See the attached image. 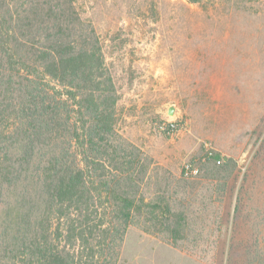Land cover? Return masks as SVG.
I'll use <instances>...</instances> for the list:
<instances>
[{"label": "trees", "instance_id": "16d2710c", "mask_svg": "<svg viewBox=\"0 0 264 264\" xmlns=\"http://www.w3.org/2000/svg\"><path fill=\"white\" fill-rule=\"evenodd\" d=\"M118 100L72 0H0V264H116L132 224L175 247H204L216 184L167 178L146 199L137 148L117 129ZM217 166L203 177L235 164ZM245 185H222L232 232ZM223 239L225 264H264L259 239L239 252L233 233Z\"/></svg>", "mask_w": 264, "mask_h": 264}, {"label": "rangeland", "instance_id": "374dc122", "mask_svg": "<svg viewBox=\"0 0 264 264\" xmlns=\"http://www.w3.org/2000/svg\"><path fill=\"white\" fill-rule=\"evenodd\" d=\"M72 4L83 24L93 27L113 77L117 129L137 148L141 193L149 199L167 178L170 184L218 189L215 223L204 231L211 235L203 248L175 247L162 234L132 224L116 264H225L223 238L229 232L234 252L254 247L255 238L264 249V0ZM204 142L222 157L220 165L234 162L233 171L203 177L219 169L205 156ZM187 160L200 166L201 176L181 177ZM223 184H247L233 232V204L230 212H220ZM218 220L226 226L217 229Z\"/></svg>", "mask_w": 264, "mask_h": 264}, {"label": "built area", "instance_id": "2783aa9c", "mask_svg": "<svg viewBox=\"0 0 264 264\" xmlns=\"http://www.w3.org/2000/svg\"><path fill=\"white\" fill-rule=\"evenodd\" d=\"M205 156L215 163L220 164L222 157L217 154L214 147H212L208 142H204ZM201 171L200 166L194 160H187L183 163L181 168L182 176L186 178H195L199 175Z\"/></svg>", "mask_w": 264, "mask_h": 264}]
</instances>
